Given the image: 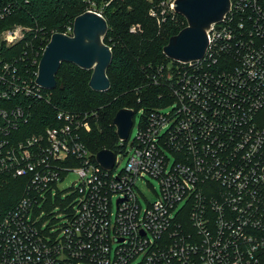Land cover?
<instances>
[{"label":"built area","instance_id":"2783aa9c","mask_svg":"<svg viewBox=\"0 0 264 264\" xmlns=\"http://www.w3.org/2000/svg\"><path fill=\"white\" fill-rule=\"evenodd\" d=\"M26 30L5 29L0 47ZM208 39L203 59L169 70L174 101L138 123L132 140L133 128L119 138L111 170L82 140L92 130L88 113L60 111L45 132L7 139L32 115L12 97L47 98V89L36 83L38 70L33 85L0 54V103L12 101L0 105V192L12 177L23 188L14 204H0V264H264V127L256 123L264 107V0H231ZM223 57L231 67L221 66ZM119 154L128 159L115 173ZM71 171L78 180L61 190ZM146 176L160 181L161 193L143 209L137 183ZM55 210L63 222L50 232L43 218Z\"/></svg>","mask_w":264,"mask_h":264},{"label":"trees","instance_id":"16d2710c","mask_svg":"<svg viewBox=\"0 0 264 264\" xmlns=\"http://www.w3.org/2000/svg\"><path fill=\"white\" fill-rule=\"evenodd\" d=\"M172 1L0 0V33L16 25L29 28L20 41L10 47L1 46L0 54L14 60L24 74L23 79L33 85L38 63L52 35L68 32L75 18L87 10L100 12L106 18L109 29L104 42L113 52L107 70L111 87L107 91H95L89 86L91 70L64 62L57 73V87L43 90L47 98L26 97L22 91L12 97L14 104L23 105L32 115L13 129L7 139L16 143L45 132L47 127L59 124L60 111L82 117L88 113L92 130L82 132L83 142L93 153L105 148L117 152L119 138L113 119L118 110L131 108L135 113L141 112L140 123L151 111L164 109L174 101L166 76L178 62L165 55L164 47L171 36L187 25V20L171 8ZM250 15L248 11L244 18ZM247 24L251 26L252 21ZM133 25L140 29L131 31ZM254 38L259 40L257 32ZM230 60L223 57L219 62L226 68L231 67ZM11 104L12 101L0 103L1 106ZM92 112H96V116ZM256 123L264 127V107ZM8 181L9 185L0 192V204L6 206L14 204L23 190L21 178L12 177Z\"/></svg>","mask_w":264,"mask_h":264},{"label":"water","instance_id":"95a60500","mask_svg":"<svg viewBox=\"0 0 264 264\" xmlns=\"http://www.w3.org/2000/svg\"><path fill=\"white\" fill-rule=\"evenodd\" d=\"M173 9L185 17L187 25L170 37L164 53L172 61L188 63L204 58L209 46L208 30L228 14L231 0H175ZM108 29L106 18L96 11L87 10L78 15L72 34L56 32L52 35L39 61L36 83L47 90L55 89L62 63L69 62L92 71L89 86L93 90H109L111 81L107 70L113 52L104 42ZM135 115L131 108L118 110L113 119L118 138H129ZM96 159L103 168L111 170L115 166L116 153L105 148L97 152Z\"/></svg>","mask_w":264,"mask_h":264},{"label":"rangeland","instance_id":"374dc122","mask_svg":"<svg viewBox=\"0 0 264 264\" xmlns=\"http://www.w3.org/2000/svg\"><path fill=\"white\" fill-rule=\"evenodd\" d=\"M0 44H1V35H0ZM141 112H137L135 115V121L136 125L133 127L131 140L135 137L137 133V126L140 121ZM171 156V155H170ZM128 157L124 156V154H119L118 161L119 164L116 168L115 173L119 172L120 169L124 168L126 165ZM171 160L173 161V157L171 156ZM79 176L71 171L67 174L66 178L63 182L60 183V188L67 189L70 187H73L75 182L78 180ZM137 193L139 196V199L142 203L143 209H145L149 202L154 201L158 198V194L161 193V184L160 181L152 176H146V179L141 178L137 183ZM118 199V195L114 196L113 198V212H116V200ZM58 210H55L54 214H49L48 216H44V220L46 221L47 227L50 232L58 231L59 226L62 224L63 220L55 218V214H57ZM115 219V216H113V220Z\"/></svg>","mask_w":264,"mask_h":264}]
</instances>
